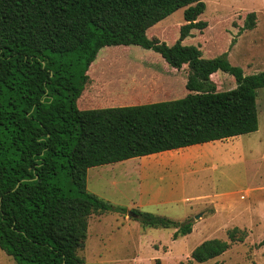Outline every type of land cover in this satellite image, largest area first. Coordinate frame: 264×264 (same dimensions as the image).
Instances as JSON below:
<instances>
[{
	"label": "trees",
	"instance_id": "1",
	"mask_svg": "<svg viewBox=\"0 0 264 264\" xmlns=\"http://www.w3.org/2000/svg\"><path fill=\"white\" fill-rule=\"evenodd\" d=\"M182 8L185 22L172 46L148 37ZM205 11V0H0V249L16 264H86L77 252L89 217L127 213L89 192V169L259 130L264 73L245 76L226 54L206 59L183 44L208 28L198 20ZM248 18L250 30L255 13ZM115 46L154 51L177 70L189 66V94L79 109L99 52ZM219 71L237 87L218 92L212 76ZM136 213L145 226L176 229L174 239L192 233L191 221ZM228 236L204 241L191 262L223 255L246 233L234 228Z\"/></svg>",
	"mask_w": 264,
	"mask_h": 264
},
{
	"label": "rangeland",
	"instance_id": "2",
	"mask_svg": "<svg viewBox=\"0 0 264 264\" xmlns=\"http://www.w3.org/2000/svg\"><path fill=\"white\" fill-rule=\"evenodd\" d=\"M195 30L183 44L196 46L203 58L226 54L244 75L264 73V0H205ZM182 8L148 31L150 39L172 46L184 24ZM255 13V27L249 14ZM89 73L81 110L134 106L176 100L189 94L190 69L172 68L161 55L139 46L103 48ZM218 92L237 87L222 71L212 76ZM83 91V90H82ZM259 130L225 141L176 151L181 158L158 154L88 170L89 192L127 213L92 214L78 256L86 264H264V88L258 89ZM78 102V101H77ZM179 156V155H178ZM176 157V156H175ZM250 189V190H248ZM216 199H207L215 197ZM216 205L208 203H214ZM137 206H139L137 208ZM128 212L150 213L180 224L192 233L174 239L176 229L145 226ZM246 233L223 255L191 262L192 252L209 239L229 241L228 232ZM0 264H16L0 249Z\"/></svg>",
	"mask_w": 264,
	"mask_h": 264
},
{
	"label": "crops",
	"instance_id": "3",
	"mask_svg": "<svg viewBox=\"0 0 264 264\" xmlns=\"http://www.w3.org/2000/svg\"><path fill=\"white\" fill-rule=\"evenodd\" d=\"M168 64V63H167ZM215 142H219V141H215ZM215 142H211V143H215ZM211 143H207V144H211ZM197 146V145H196ZM193 147V146H191ZM189 148V147H188ZM179 150H182V149H179ZM179 150H174V151H168V152H164V153H160V154H168V155H172V159H163V160H160V161H155L156 163H166L168 161H173V160H178L181 158L180 154L176 153V151H179ZM179 155V156H178ZM151 156H161V155H158V154H154V155H151ZM176 156V157H175ZM250 190V189H248ZM207 199H216V194H215V197H210V198H207ZM209 204H214L216 205V201L214 203H208ZM139 206H137L138 208Z\"/></svg>",
	"mask_w": 264,
	"mask_h": 264
},
{
	"label": "water",
	"instance_id": "4",
	"mask_svg": "<svg viewBox=\"0 0 264 264\" xmlns=\"http://www.w3.org/2000/svg\"><path fill=\"white\" fill-rule=\"evenodd\" d=\"M128 215H130V216H134L135 218H137V215H136L135 213L128 212Z\"/></svg>",
	"mask_w": 264,
	"mask_h": 264
}]
</instances>
